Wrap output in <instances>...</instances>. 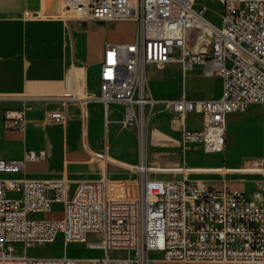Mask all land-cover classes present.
Masks as SVG:
<instances>
[{"label":"built area","instance_id":"1","mask_svg":"<svg viewBox=\"0 0 264 264\" xmlns=\"http://www.w3.org/2000/svg\"><path fill=\"white\" fill-rule=\"evenodd\" d=\"M215 1L220 6L218 25L207 19L204 0H58V12L51 15L63 10L79 21L134 23L130 43L103 48L96 101L104 110L113 103L122 106L121 124L134 130L139 147L146 120L161 106L177 116L180 143H199L209 154L224 147L227 117L253 105L261 108L264 140V0ZM169 63L178 64L183 84L186 73L202 67L205 75L220 80L219 97L190 100L184 89L178 98L153 97L146 86L147 66ZM27 110L6 111L3 127L23 131ZM190 113L201 116L200 130L185 128ZM48 117L54 124L67 121L64 110ZM104 157L95 154L98 160ZM45 159L43 150L0 159V174L24 173L27 163ZM144 160L139 153L133 182L79 181L71 195L65 179H0V264L264 263V154L260 162L246 165L262 176L248 196L241 189L186 178L150 179L148 174L156 171ZM189 172L178 168L172 173ZM53 204L62 207L59 219L36 218L49 214ZM90 234L100 240L88 241ZM58 235L64 247L78 243L98 248L104 256L27 255L32 246L51 245ZM15 244L21 253L16 254ZM111 252L123 255L113 257Z\"/></svg>","mask_w":264,"mask_h":264},{"label":"crops","instance_id":"2","mask_svg":"<svg viewBox=\"0 0 264 264\" xmlns=\"http://www.w3.org/2000/svg\"><path fill=\"white\" fill-rule=\"evenodd\" d=\"M44 1L0 0V159H20L25 151H41L44 147H47L54 151L56 149L59 150L57 155L63 163V170L60 173L51 172V166L49 167L44 163L45 159L41 162L27 163L24 173L2 175H18L20 178L25 177L41 181L69 180V195L74 192L79 182L78 178H71L70 181L69 177L71 175L82 174L84 179L81 181L105 178L110 181L133 182L137 178L133 169L130 171L134 174V178L128 180L111 177V174L107 171L108 166L114 164L110 160L108 142L114 140L115 128L122 121V106L113 103V105H108L107 109L104 110L103 106L96 101L104 46L106 44L130 43L134 36L133 34L129 42L128 40L115 39L111 36V32L114 30H111V26L114 25V27L119 28V26L123 27V25L131 24L132 22L101 24L79 21L75 18L65 19L61 16H52L45 13ZM207 19L212 22L208 17ZM212 23L218 25L219 19L218 23ZM106 32L108 36H105ZM83 33L97 35L95 47L92 48L83 42ZM176 65L178 66V64ZM150 66L155 65H148L147 68ZM197 68L202 70V67L197 66L186 73L183 84V78L178 66L180 73V80L178 81L179 93L176 96L159 99L178 98L182 94L183 89L186 97L190 100H212L218 98L221 91V83L218 78H216L219 83L216 97L198 98L197 96L191 97L189 95L192 91L188 88V79L190 76L193 77L192 73ZM66 96L68 98H65ZM63 99H66L64 103L62 102ZM27 103H31V107L25 113L26 125L24 130L5 129L3 127L4 113L27 107ZM109 106H115L119 110V115L112 120L109 118ZM60 110H64L67 116L65 124L51 123L48 117L49 113ZM155 111L156 113L153 114L154 116L150 118V121L157 116L169 115V118L171 116V113L162 110L161 106L156 107ZM231 116L233 115H229L227 119L231 118ZM193 117H199L196 119L201 120L200 127L192 125L191 120ZM110 124L112 128H110ZM184 125L190 131L200 130L202 118L199 114L190 113L185 116ZM57 126L62 128L60 140L58 133H56L59 130ZM159 130L162 131L161 129ZM154 131L150 132V134L156 136L157 134L155 135ZM176 131L180 133L179 127L176 128ZM260 132L262 135V124ZM75 133L80 134L79 145L81 144L82 154L77 159L70 160L67 147L68 142ZM150 139H152L150 136L147 137L149 146H151ZM178 144L180 145V142ZM200 146L204 152L201 144ZM96 153L104 154V159H96ZM98 162L100 163V168L97 166ZM144 162L147 167H150L147 159ZM137 163L138 158L135 165ZM72 167H75V170L71 169ZM177 168L192 169L194 167L182 164V167L178 166ZM195 169L212 173L210 171L221 168ZM176 174L180 177L157 179L148 174V178L161 181L180 180L182 178L201 181L188 178L187 173ZM91 176L94 177L91 179L89 178ZM61 211V205L53 204L49 214L36 216V218L59 219Z\"/></svg>","mask_w":264,"mask_h":264},{"label":"rangeland","instance_id":"3","mask_svg":"<svg viewBox=\"0 0 264 264\" xmlns=\"http://www.w3.org/2000/svg\"><path fill=\"white\" fill-rule=\"evenodd\" d=\"M204 5L207 6V17L214 23H218L220 7L215 0H204ZM65 19H74V15L63 10L59 13ZM114 29V30H113ZM135 24H125L123 27L117 28L111 26V36L115 39L124 41H131L134 34ZM83 33L82 39L90 47H95L97 42V35H88ZM108 36V33H105ZM192 76L188 79V88L191 90V97L198 98H214L218 94L219 83L216 78L205 75L203 69H196ZM180 73L178 66L169 63L161 66H150L147 68V90L153 97L164 98L169 96H176L179 93ZM201 81V82H199ZM32 101V100H30ZM32 103V102H31ZM31 103H27V108L31 107ZM113 105V104H111ZM119 115V110L115 106H109V118L114 119ZM151 115L145 123L144 149L147 163L150 167L161 169H174L185 166H192L195 168H221L223 172L214 174H190L187 173L188 178L204 181L205 183L215 186L216 188H230L241 189L248 196L251 192L256 191L257 185L261 183L262 176L228 172L230 169H242L248 164L260 162L264 154V140L261 135V112L258 106L248 108L244 113L233 114L231 118L227 119V129L225 132L224 147L220 152L206 154L201 150L199 143H191L184 146L180 145V133L176 131L178 125L174 120L177 116L169 115L157 116ZM46 118V117H45ZM193 117L192 125L200 127L201 120ZM112 125L110 124V128ZM56 131L62 137V128ZM158 128V129H156ZM161 129L162 131H160ZM156 130L157 135L153 136L150 132ZM165 130V131H163ZM132 128H125L121 123L117 124L114 132V140L108 142L110 160L114 163L108 166L107 171L111 177L123 180L132 179L134 174L130 171L133 165L136 164L141 146L139 147L136 134ZM148 131V132H147ZM148 135V136H147ZM150 139L149 146L147 144V137ZM80 134L74 136L68 142L67 153L70 160H75L81 156ZM62 139V138H61ZM110 140V139H109ZM61 143V142H60ZM62 146V144H61ZM58 148V147H57ZM43 151L46 153V160L44 163L51 166V172L60 173L63 170V163L57 155L59 150L55 151L44 147ZM56 154V155H55ZM72 155V156H71ZM117 160V161H116ZM178 164V165H177ZM75 166V165H73ZM97 166L100 168V163ZM250 167L246 166L245 168ZM71 169L75 170V167ZM52 176H54L52 174ZM151 177L157 179H171L179 178L178 174L172 172H157V174H150ZM91 176L89 178H93ZM18 175H2L0 179H19ZM71 178H78V181L84 179L82 174L70 176ZM69 181V180H68ZM117 181H110V185L117 184ZM256 187V188H255ZM61 235H58L57 240L51 245H34L28 249L27 255L34 258H60L66 257L70 259H100L104 253L96 249H86L84 245L78 243H69L65 247L62 243ZM90 242H98L100 239L97 235L90 234L87 237ZM17 253H21V246L14 245ZM113 257L122 256L123 253L111 252ZM152 258H158V255H151ZM163 264H217V263H163ZM257 264V263H255Z\"/></svg>","mask_w":264,"mask_h":264},{"label":"bare ground","instance_id":"4","mask_svg":"<svg viewBox=\"0 0 264 264\" xmlns=\"http://www.w3.org/2000/svg\"><path fill=\"white\" fill-rule=\"evenodd\" d=\"M206 47H207V45H206ZM154 133H155V135L157 134L156 130L154 131ZM140 154H142L143 158L146 159L144 145L141 146ZM150 168H154L156 173L157 172H177L178 171V168H174V169H161V168L159 169V168H155V167H150ZM190 171L193 172V173H200V174H214V173L223 172V169H217L215 171H210L212 173H206V172L198 171L197 169H194V168L190 169ZM227 171L228 172H234V173L255 174L257 170H256L255 166H250V167H247V168L235 169V170H227ZM230 264H255V263H230ZM257 264H264V263H257Z\"/></svg>","mask_w":264,"mask_h":264},{"label":"water","instance_id":"5","mask_svg":"<svg viewBox=\"0 0 264 264\" xmlns=\"http://www.w3.org/2000/svg\"><path fill=\"white\" fill-rule=\"evenodd\" d=\"M44 11L48 14H56L58 12V0H45Z\"/></svg>","mask_w":264,"mask_h":264}]
</instances>
